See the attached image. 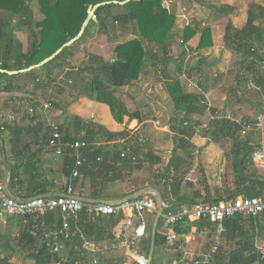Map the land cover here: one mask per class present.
Returning a JSON list of instances; mask_svg holds the SVG:
<instances>
[{"label":"trees","instance_id":"obj_1","mask_svg":"<svg viewBox=\"0 0 264 264\" xmlns=\"http://www.w3.org/2000/svg\"><path fill=\"white\" fill-rule=\"evenodd\" d=\"M103 1L112 0H37L38 9L43 15V18L37 21L35 27H33V14L30 8V0H0V12L4 20L3 23H0V68L19 70L39 63L65 42L76 36L90 8L96 3ZM116 7L122 10L120 12H113V9ZM255 8H258V6L255 4L250 5L247 19L241 28L236 27L230 20L224 28V45L235 54H240V59L235 64L234 81L230 87L231 92L234 91L235 94L241 89L240 85H244V83H246V93L255 91V96L264 94V69L261 68L262 63H264V36L255 24L258 16ZM105 11L106 13L103 15ZM6 15H9V17L4 19ZM94 16L101 23L100 31L104 32L107 30V27H111L109 25L119 23L123 27L129 28H133L135 24V29L133 28V30L137 32L132 38L116 44L110 61L104 62L101 58H96V61H91L84 67H79V65L75 66L80 83L77 86L75 84L73 87H78L77 91L79 94V91L83 92L85 85L88 84L91 94L94 95L93 98L98 102L107 104L113 118L119 123H122L123 116L125 115L129 119L135 118L141 121L142 115L140 110L132 113L128 112L120 99L115 96V92L118 88L138 80L149 62L152 61L154 64L166 65L169 61L173 60V57L168 56L165 50L175 33L179 31L176 25V14L163 5V0H130L124 5L113 3L102 5L95 10ZM14 17L18 18L15 26H18L19 29L25 27L28 31L29 44L25 51L22 50V44L20 42L15 44L14 50L10 49L12 42L17 41L11 33L13 26L11 22ZM93 22L91 19L79 39L70 46L64 47L52 60L39 68L13 75L0 72V91H9L13 87V79L19 81L23 77L32 79L34 88L41 85L43 80L38 77L37 72L50 65L58 64L62 67L63 64H67L68 59L74 55L76 47L89 35V29ZM195 33V28L185 24L180 32V44L182 46L185 45ZM145 42H148L150 46L161 47L164 53L159 54L158 51H154L151 47L146 46ZM212 45L211 29L205 27L201 32L197 49ZM182 52L185 53V50ZM183 59V56L179 58V66ZM87 70H93L94 73L85 75ZM103 75H105L104 77H106L109 83L105 88L102 86ZM3 78L9 79V82L5 85L1 83ZM45 79L49 82L54 80L51 76H46ZM88 79L90 83H87ZM249 80L253 84L250 88L247 87ZM164 86L173 103L175 112L183 120L182 129H179V132L187 136V138H190L194 134L195 126L194 124L185 126L184 123L195 111L196 105L200 102V97L185 92L177 76L168 77L164 81ZM228 102L226 101L224 103L222 113L219 112L217 117L210 121L207 130V133L211 135L214 141L231 142L230 155L233 167L234 188L232 190H226L224 193L227 195L226 198H234L238 195L247 197L259 196L264 190V180L257 175L255 168V162L252 156L255 147L249 145L250 141L247 136L240 134L241 124L235 121L232 116L226 114L225 109L226 106L228 107ZM200 106L206 108L207 105L200 104ZM215 110L211 109L214 115ZM254 110L260 112V104ZM16 127L17 124L11 125L2 122L0 124V134L1 128L12 130L16 129ZM59 128L61 130V126ZM129 131L124 129L120 132H109L102 126L94 127L86 125L84 127V133L77 137L69 136L68 134L64 135L66 141H85L88 145L77 149L71 147L65 149L62 156L63 161L60 166L61 174L65 178V185L64 190L61 191L65 192L68 186H72L74 192L84 198H107L108 196L105 193L107 184L116 179H120L108 175L110 167L115 166L119 170L132 171L133 169H141L145 162H149L150 164L157 162L159 158L152 154L150 144L146 140V142H140L138 140L142 137V133L139 130H134L132 135H129ZM50 132L51 130L47 128L42 136V141L46 145H48ZM14 133L18 134V131ZM99 136L102 139L106 136L109 139L126 137L124 139V145H127V148L126 150H119L117 147L110 149L108 144L103 145L102 143L96 145V141L99 139L97 137ZM182 137L181 141L183 140ZM11 144L13 162L8 165L9 190L15 196L23 199L48 192V189L43 183L45 180L38 173V165L28 160L24 164L23 169H21L19 163L20 156L14 148L16 141L12 139ZM120 147L124 146L120 145ZM77 153L83 158V162L79 166H76L75 163ZM121 153L125 155L121 156ZM107 154H111L112 157L107 158ZM132 156H136L137 159L133 161ZM74 169L78 170L77 176H73L72 174ZM86 181L89 184V191L87 193L82 190ZM140 188L143 187L124 192L122 196L125 197L132 194ZM170 192L178 204L186 201V198L178 194L179 182L177 183L176 180L171 182ZM161 197L164 201L162 193ZM194 199L195 197L192 198V200ZM200 199L202 201H209L211 198L205 196ZM260 216L264 222V211L257 215L240 213L225 219L221 244L214 257L213 264H264V254L259 252L255 246L254 238L256 233L250 232L249 228L246 227V223H248L251 227L250 229L254 230L257 222H259L258 217ZM119 217H115V215H90L82 211L76 219L71 220V224L73 230L78 229L83 234L89 236V238L92 236V240L94 241L99 240V229L105 228L110 233L109 237L112 240L111 228L117 223ZM7 219V222L4 223L5 226L3 228L0 227V264H11L9 258L17 250L22 251L25 257L32 259L37 264H51L58 258V255L51 251L54 244V238L51 233L61 222V213L59 210H46L42 213L7 216ZM159 222L160 219L157 224L153 257L150 264H157L154 257L156 248L167 243L166 236L158 230ZM192 225H195L198 229H205L209 233L213 231V223L208 218H200L193 221L183 220L177 223L174 229L176 233L183 235L188 233ZM12 227L15 228L14 232L12 231ZM260 228L261 230L264 229L261 226ZM148 229L149 234L141 241V246L146 253L150 249L151 226ZM233 237L234 239L236 237L239 238L237 240L238 242H235L237 247L227 251L222 241L228 242ZM69 245L70 242L67 243L68 247ZM69 249L66 252L67 261L65 264H76V260L79 259L80 264H90L87 259L79 258L75 250ZM119 256L120 254L113 252L108 258L100 259L98 264H119ZM131 264L135 263L132 262Z\"/></svg>","mask_w":264,"mask_h":264},{"label":"crops","instance_id":"obj_2","mask_svg":"<svg viewBox=\"0 0 264 264\" xmlns=\"http://www.w3.org/2000/svg\"><path fill=\"white\" fill-rule=\"evenodd\" d=\"M220 1L227 4L223 6L225 11H223L224 9L222 8L212 7L215 14H212L211 18H207L208 20H203L201 16L198 18L199 20L202 19V26L196 25L195 22L190 24V26L195 28L196 33L185 45H183L185 53L177 49L171 40L172 42H170L165 51L168 56L173 57V60L169 61L166 65L154 64L152 61L149 62L138 80L116 90L115 96L120 99L128 112L132 113L140 110L142 115L141 121L135 118L129 119L128 116L125 115L123 116L122 123H119L113 118L109 106L105 103L96 101L93 98V94H86L84 92L78 94V87H73L72 84L76 83V86L79 85L80 79H75V74L77 73L75 71V64H73L74 62H72V60L75 59L76 55H86L85 52L76 53V55L74 53V55L68 59L67 64H63L62 67L56 64L39 70L37 75L43 82L36 88L33 86V80L27 77H23L19 79V81L13 79V87L9 91H0V124L2 122L11 125L17 124L16 129H12L13 131L1 128L0 181H2L4 176V165H6L9 177L8 165L13 162L11 155V142L13 139L16 141L14 148L20 156L19 163L21 169H23L24 164L28 162V160L38 165V173L43 180H45L43 183L48 189V192L44 194L64 193V191L61 190H64L65 178L61 174L60 169L63 158L62 156L54 154L53 148L42 141V136L47 128L50 129V124L52 123L58 124L59 127L61 126L63 136L68 134L73 137L83 134L84 127L89 125L94 127L102 126L109 132H120L124 129L130 130L129 135H132L134 130H139L142 133V137L150 144L152 154L159 158L158 161L153 164L145 162L141 169H133L132 171L124 169L119 170L117 167L111 165L113 167H110L108 170V175L120 179H116L107 184L105 193L108 197L103 198L104 200L122 199L124 192H127L124 186V181L127 176H134L145 166L148 167V172L153 174L141 182L142 185H140V187L152 186L156 188L160 194L162 193L164 196L163 202L168 206L170 211H176L182 205L198 203L202 201L200 198L205 196L211 198L209 201L226 198L227 195L224 192L234 188L233 167L230 155L231 142L214 141L211 135L207 133L210 121L217 117L219 112L222 111L226 101H229L228 107L226 106L225 109L228 116H232V118L240 124L244 121H252L258 113L264 112V94L256 96L255 100L252 97V93L254 94L255 91L246 93V83H244V85H240V88L245 90V95L241 96L240 94L234 97L235 92L230 91L229 98L225 96H223L224 99L221 98L223 95L221 88L223 79L230 68H236L234 66H236L235 64L240 59V54H235L224 46L223 34L225 27L219 30V27L222 25L220 21L222 18L223 20L229 18L238 28H241L244 24L238 26L237 23L231 20L232 12L236 14L238 10L235 8L232 2L233 0ZM201 2L204 5L202 8H210L205 0ZM252 4L258 6V8H255V11L258 13L255 24L259 27L264 36V2L251 1L243 12L245 21L247 19L248 9ZM219 16H225V18ZM185 19L186 21L188 20L187 18ZM183 27L184 25L177 26L179 29V36ZM205 27L211 29L213 45L197 49L201 32ZM90 35L91 34H89V36ZM180 40L181 39H179V41ZM93 42L94 41H92V43ZM92 43H89V45H92ZM93 45L94 47L98 46L99 51H87V57L90 59V62L96 61V58L101 57L104 62L112 59L111 56L109 58L107 46L103 41L98 44L93 43ZM148 46L154 51H157L158 46ZM23 48L22 46V50H24ZM181 56H183L184 59L179 66L178 60ZM81 64L82 63L78 64L79 67H81ZM203 69L208 75L213 73L212 77L217 78L215 82H212L213 84L208 83L207 77H203ZM92 73H94L93 70H87L85 75H91ZM46 76H51L54 80L49 82L45 79ZM104 76L105 75L102 76V86L105 88L109 83ZM173 76L179 78L185 92L200 97V102L196 105L195 111L186 121L187 125L194 124L195 126L194 134L190 138H187V136L179 132V129H182L183 120H181L179 118L180 115L175 112L173 103L165 90L164 81L168 77ZM220 78H223L222 81ZM8 82V78H3L1 80L3 85ZM122 92L124 94L123 96H121ZM219 99H222L221 102H223L220 109L217 106ZM200 104H206L207 106L206 108H202ZM258 104H260L261 111L257 112L255 110L252 119H246L245 109L250 108V106L257 107ZM211 109H216L215 115L211 112ZM10 115L14 116V120L11 121L7 118V116ZM202 128H205V130L201 131ZM15 131H18V134H15ZM242 136H247V138H249V145L255 147L254 152L261 149L264 150V130L250 131ZM106 137L103 139L100 136L97 137L101 139L96 141V145L103 143V145L108 144L110 149L114 147L118 149L123 148L120 147V140L126 139V137H115L110 139ZM181 137L183 138L182 141ZM106 157L111 158L112 155L107 154ZM254 162L257 175L264 180V160L260 163H257L255 160ZM174 180H176L177 183L179 182L178 194L186 198V201L180 204L175 202V197L170 192L171 182ZM82 190L86 193L89 191V184L87 181L84 187H82ZM74 193L78 195L76 192ZM193 197H195L194 200H192ZM116 216L120 217L117 223L111 228L113 239L115 238V231L119 226L118 222L122 215L118 214L115 215V217ZM154 216L155 213H145L146 234L144 238L149 234L148 228L152 225ZM7 220V216H5L0 224L4 225ZM258 221L254 230L250 229L251 227L248 223H246V227L249 228L250 232L256 233L254 238L255 246L258 248L259 252L264 254V229L261 230L260 228V226L262 228L264 227V222L261 216L258 217ZM159 223L158 230L163 234L161 222ZM109 234L110 233H108L105 228L99 229L98 241L92 240V236L89 238V236L84 235L87 239L102 245L113 240L110 239ZM177 236L179 242L177 247L170 249L169 252H173L174 254L171 255L172 257H170L169 260L163 261L165 257L163 254L164 245L157 247L158 249L154 255L157 264H167L176 256H191L194 253L204 251L208 248L206 244L207 241L209 239L212 240L211 233L205 229H198L195 225L191 226L188 233L183 235L177 233ZM238 239V237L235 239L233 237V239H229L228 242L222 241V244L224 248L229 251L237 247L235 242ZM166 245L168 247L174 246V244L169 245L168 243H166ZM113 252L123 256V253L120 251H111L105 255H101L100 259L108 258ZM88 262L90 263V259Z\"/></svg>","mask_w":264,"mask_h":264},{"label":"built area","instance_id":"obj_3","mask_svg":"<svg viewBox=\"0 0 264 264\" xmlns=\"http://www.w3.org/2000/svg\"><path fill=\"white\" fill-rule=\"evenodd\" d=\"M261 68L264 69V63ZM252 81L247 82V87H252ZM46 107V106H45ZM9 120H14V116H7ZM187 125V123H184ZM240 134L246 135L250 131L264 130V112L258 113L252 121L241 123ZM50 135L48 145L53 148L54 154L63 156L67 147L80 148L87 146L85 141H66L58 124H50ZM145 142L143 137L138 139ZM120 145H124V139L120 140ZM121 153V156H124ZM142 158V156H140ZM253 158L257 163L264 160V150H257L253 153ZM136 156H132L135 161ZM83 158L76 154V166L81 165ZM73 176L78 175V170H73ZM65 195L36 197L34 199H23L17 196L11 197L5 191V186L0 181V222L5 216H19L23 214L42 213L46 210H59L61 222L51 235L54 244L51 251L58 255V258L51 264H65L67 261L66 252L75 250L79 258L89 260L90 264H98L101 255L111 251H120L123 256L135 264H147V253L141 246V241L146 234L145 213L156 212V202L153 194L145 193L132 199L110 200L106 202H89L78 199L72 186H68ZM82 211L90 215H118L121 214L119 226L115 231V238L107 243L99 245L78 229H72L71 220L76 219ZM264 211V190L259 196L247 197L243 195L234 198H223L217 201H200L198 203L182 205L176 211H170L165 205L160 216L161 228L167 238L169 245L174 244L178 236L174 229L177 223L183 220H198L208 218L213 223L212 241L209 247L191 256L181 255L171 259L167 264H213L214 257L221 244L224 231L223 223L226 218L236 214L244 213L257 215ZM70 242L69 247L67 243ZM80 264V259L76 260Z\"/></svg>","mask_w":264,"mask_h":264},{"label":"rangeland","instance_id":"obj_4","mask_svg":"<svg viewBox=\"0 0 264 264\" xmlns=\"http://www.w3.org/2000/svg\"><path fill=\"white\" fill-rule=\"evenodd\" d=\"M210 7L208 8H202L204 5L202 4L201 1L198 0H163V5L168 7L172 12H174L176 14V25H185L188 21V25L193 24L195 22L196 25H201L202 19L199 20L198 18L201 16L203 18V20H206L207 18H211L212 14H215V12H213L212 7H216V8H223V6L227 5L226 3H222L220 0H205ZM251 1L257 2H264V0H233V4L235 6L237 10L236 14L234 12H232L231 14V20L234 21L235 23L238 24V26H242L245 23V18H244V9H246L249 5V3ZM30 8L32 10V14H33V18H32V26L35 27V23L37 21H40L43 18V15L40 13L39 9H38V3L37 0H30ZM122 9L119 7H116L113 9V12H120ZM200 13H199V11ZM225 11V9L223 10ZM106 13L103 12V15ZM220 13V12H219ZM218 16V15H217ZM9 15H6V17H4V19L8 18ZM219 17H224L225 16H219ZM3 15L0 12V23H3L4 20L2 19ZM187 18L188 20L186 21ZM18 18L14 17L11 22V24L14 26H12L11 29V33L12 35H14V38L17 41H13L12 42V46L10 49L14 50L15 49V44L18 43L19 41L21 42V44H23L22 46L24 47L23 49L26 50L29 44V37H28V31L27 29L21 28L19 29L18 26H15V23L17 21ZM228 19H225L220 21L222 23V25L219 27V30H222L226 23L228 22ZM92 20L94 21L93 24L90 27V36L88 35V37L85 38L84 41H82V43L76 47V51H74L75 55L76 53L79 54L80 52H85L86 55L80 54V55H76L75 59L72 60V62H74L73 64H75V66H78V64L82 63L80 66L84 67L86 64L90 63V59L87 57V51L89 50H94L97 51L99 49L98 46L94 47L93 43H101L103 41V43L107 46V52L109 55V58L113 54V49L116 46V44L123 42L127 39H130L134 36V34L137 32H135L133 30V28L135 29V24L132 27H123L122 25H120L119 23H114L113 25H109L111 27H107L106 32L100 31V26L101 23L98 19H96V17L94 16L92 18ZM208 20V19H207ZM230 20V19H229ZM110 21V20H109ZM111 22V21H110ZM109 22V23H110ZM111 24V23H110ZM202 26V25H201ZM36 29V28H35ZM37 30V29H36ZM180 36L179 33L176 32L175 36L172 38L173 41V45H175V47H177V49L182 50L183 51V46L180 44ZM101 40V41H100ZM92 41H94L92 43ZM171 41V42H172ZM89 43H92V45H89ZM145 45L148 46L150 45L148 42H145ZM225 46V45H224ZM226 47V46H225ZM227 48V47H226ZM99 51V50H98ZM157 51L159 52V54H163L164 50L161 47H157ZM102 58V57H101ZM236 67V66H234ZM235 69L236 68H230V70L226 73V76L223 78H220V80L222 81L223 79V83H222V97L224 99L223 96H225L226 98L230 97V87L234 81V76H235ZM203 77L204 78H208V83H212L215 82L217 80L216 77H212L213 73L208 75L204 69H203ZM75 74V73H74ZM79 76L77 74H75V79H78ZM213 78V79H212ZM87 83H90V80H87ZM76 83L72 84V86H75ZM213 84V83H212ZM80 93H91L88 87V84L85 85V89L83 90V92L79 91ZM79 93V94H80ZM245 95V90L244 89H239L237 91V93L234 95L238 96V95ZM123 92L121 93V96H123ZM252 97L255 99L256 96L252 93ZM256 100V99H255ZM222 99H219L217 102V106L220 109L223 105V102H221ZM255 106H250V108L245 109V115H246V119L247 118H251L253 117V115L255 114V110H254ZM205 128H202L201 131H204ZM149 169L147 166H145L142 170H140L139 172H137L134 176H127L126 180L124 181V186L126 188V191H130L133 189H136L137 187H140L141 182H143L144 180H146L147 178H149L153 173L148 172ZM5 225L0 224V227L3 228ZM12 231H15V228L12 227ZM212 236V235H211ZM211 239H209L207 241V246L209 247L210 243H211ZM178 240L174 243V246H167L166 243L163 247L164 250V258L163 261H167L170 259V257H172L171 255L174 254L173 252H169L171 248L173 247H177L178 245ZM158 248H156L157 251ZM9 261L11 264H37L35 261H33L30 258H27L24 256L23 252L20 250H17L15 253L12 254V256H10ZM132 262L129 261L128 259L124 258L121 254L119 256V264H131Z\"/></svg>","mask_w":264,"mask_h":264},{"label":"water","instance_id":"obj_5","mask_svg":"<svg viewBox=\"0 0 264 264\" xmlns=\"http://www.w3.org/2000/svg\"><path fill=\"white\" fill-rule=\"evenodd\" d=\"M129 1L130 0H123V1L112 0V1H103V2L96 3L88 11L87 17L84 20V22H83L78 34L76 36H74L73 38H71L70 40H68L67 42H65L62 46H60L58 49H56L51 55H49L48 57L44 58L39 63L34 64V65H30L27 68H23V69H19V70H6V69H1L0 68V72H4V73H7L9 75H13V74H17V73H21V72H26V71L32 70V69H34L36 67H40V66L46 64L47 62L52 60L58 53H60L61 50L64 47L70 46L77 39H79V37L83 34L84 29L89 24L90 20L93 18L94 12H95V10L98 7H100L102 5H106V4H111V3L124 5L125 3L129 2ZM121 149L126 150L125 147L120 148L119 150H121ZM3 169H4V176H3L2 182H3L4 186H5V191H6V193L9 196L15 197V195L9 190V184H8L9 177H8V174H7L6 165H4ZM145 193L153 194V196L155 198L156 206H157L156 212H155V216H154V220H153L152 225H151V231H150V240H151L150 249H149V252L147 253V257H146L147 258V264H150L151 259H152V254H153L154 240H155L157 223H158V221L160 219V216H161V214H162V212L164 211V208H165V204H164V202L162 200L161 194L156 188H154L152 186H144L143 188H140L139 190L133 192L132 194H129V195L123 197L122 199L136 198V197H139V196H141V195H143ZM61 195H65V194L64 193L39 194V195H36V196L29 197L27 199H34L36 197H47V196H61ZM75 197H77L78 199L84 200V201H89V202H106V201H108V200H104V199L84 198V197H81V196H78V195H76ZM122 199H120V200H122Z\"/></svg>","mask_w":264,"mask_h":264}]
</instances>
